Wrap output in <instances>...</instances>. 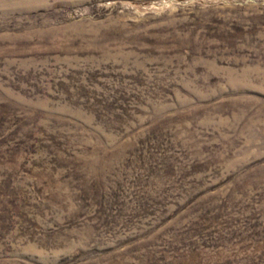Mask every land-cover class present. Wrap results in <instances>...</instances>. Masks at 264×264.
<instances>
[{"label":"rangeland","instance_id":"1","mask_svg":"<svg viewBox=\"0 0 264 264\" xmlns=\"http://www.w3.org/2000/svg\"><path fill=\"white\" fill-rule=\"evenodd\" d=\"M0 264H264V0H0Z\"/></svg>","mask_w":264,"mask_h":264}]
</instances>
